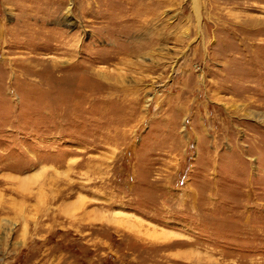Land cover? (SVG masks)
Masks as SVG:
<instances>
[{
	"label": "rangeland",
	"instance_id": "rangeland-1",
	"mask_svg": "<svg viewBox=\"0 0 264 264\" xmlns=\"http://www.w3.org/2000/svg\"><path fill=\"white\" fill-rule=\"evenodd\" d=\"M0 264H264V0H0Z\"/></svg>",
	"mask_w": 264,
	"mask_h": 264
}]
</instances>
